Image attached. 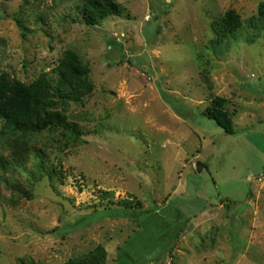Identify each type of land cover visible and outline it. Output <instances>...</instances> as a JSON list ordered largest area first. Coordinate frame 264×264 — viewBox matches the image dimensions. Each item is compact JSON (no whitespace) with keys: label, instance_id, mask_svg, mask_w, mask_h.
<instances>
[{"label":"rangeland","instance_id":"rangeland-1","mask_svg":"<svg viewBox=\"0 0 264 264\" xmlns=\"http://www.w3.org/2000/svg\"><path fill=\"white\" fill-rule=\"evenodd\" d=\"M118 3L121 16L87 26L81 0H0V74L55 80L71 50L93 85L59 105L80 136L10 135L0 120V156L29 149L0 170V264L99 245L106 264H264V30L250 24L264 0ZM230 10L242 25L219 43L212 22ZM214 96L234 135L204 116Z\"/></svg>","mask_w":264,"mask_h":264},{"label":"trees","instance_id":"trees-1","mask_svg":"<svg viewBox=\"0 0 264 264\" xmlns=\"http://www.w3.org/2000/svg\"><path fill=\"white\" fill-rule=\"evenodd\" d=\"M82 21L87 26H96L101 21L121 16L123 9L118 0H81L79 6ZM264 3L258 10V15L250 21L251 28L259 36L264 30ZM20 24V22L18 21ZM242 25L240 16L233 10L226 12L221 18L212 22V30L216 41L221 42L231 38ZM56 79L43 74L31 84L19 81L10 82L5 75L0 74V120L4 121V129L10 135H27L42 133L50 129H64L76 136L78 130L67 116L59 110L61 103H84L93 92L89 80V69L83 65L79 55L74 51H66L55 69ZM227 100L214 96L204 116L214 121L228 135H234L235 129L230 114L226 110ZM174 107H177L173 103ZM11 159L0 156V170L8 171L14 166H24L29 159V149L22 144H13ZM44 164V163H42ZM207 165L198 163V172L207 169ZM44 172L51 179H61V172L56 167L43 166ZM19 192H23L17 185ZM131 208V203H127ZM107 252L101 245L92 252L81 257L70 259L63 264H106Z\"/></svg>","mask_w":264,"mask_h":264}]
</instances>
